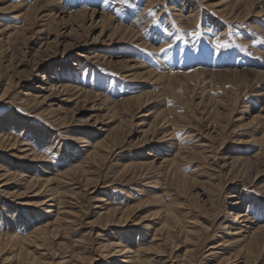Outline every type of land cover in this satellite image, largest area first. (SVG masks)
<instances>
[{"label": "rangeland", "instance_id": "1", "mask_svg": "<svg viewBox=\"0 0 264 264\" xmlns=\"http://www.w3.org/2000/svg\"><path fill=\"white\" fill-rule=\"evenodd\" d=\"M0 134V264H264V0H0Z\"/></svg>", "mask_w": 264, "mask_h": 264}, {"label": "bare ground", "instance_id": "2", "mask_svg": "<svg viewBox=\"0 0 264 264\" xmlns=\"http://www.w3.org/2000/svg\"><path fill=\"white\" fill-rule=\"evenodd\" d=\"M156 1V0H155ZM157 5V3H155V6ZM81 13V12H80ZM150 74V73H149ZM51 86H53V84H50ZM54 87H55V85H54ZM59 87V86H58ZM5 92V91H4ZM5 94V93H4ZM36 101V99L34 98V97H32V98H29V102H35ZM12 119H14V120H16V117H12ZM15 122H13L12 124H14ZM8 138V137H7ZM9 139V138H8ZM3 140H6L5 139V135H1L0 134V142H2ZM84 143H82L81 144V146H84V147H87L89 144H88V140H86L85 138H84V141H83ZM16 142H15V140H14V142H12L11 143V145H13V144H15ZM9 144V143H8ZM26 147V146H25ZM26 150V149H25ZM25 150H24V152H25ZM27 152V151H26ZM33 155H35V152H33ZM24 156H27V154H24ZM93 157H94V155H93ZM38 160H40V159H38ZM41 178H43V179H41L42 181H41V183H46V182H49V178H48V176H46L45 174L44 175H42L41 176ZM37 181L38 182H40L39 181V179H37ZM36 180H34V181H32V184H34L35 182H37ZM29 183H31V181H29ZM153 186V185H152ZM55 193H57V191L55 192ZM46 201H50L49 203L50 204H48V205H50V206H56V198H53V197H51V198H48V199H46ZM42 204V203H41ZM46 215H52L51 213H54L55 212V210H52V208H47L46 209ZM45 217V216H44ZM50 218H51V216H49ZM48 218V217H47ZM235 218H236V215H235ZM246 218H247V216H246ZM245 218V220H248V219H246ZM55 220H57L58 221V219L56 218ZM248 222V221H247ZM245 225V224H244ZM45 226V225H44ZM47 227H41V226H38L36 229H35V231H34V233L35 234H37V235H44V233L46 232V230H53L54 228H56V227H54V226H52V224H47L46 225ZM243 226V225H242ZM243 228V227H242ZM248 229V228H247ZM245 230V229H244ZM241 231V230H240ZM239 233V232H238ZM238 233H236V234H238ZM247 235V234H246ZM248 237H249V241H250V243H253L255 246H256V243H257V241L259 240V239H264V227L263 226H257V227H249V232H248ZM13 238H15L14 236H12L11 237V240L13 239ZM261 241V240H260ZM263 243V242H262ZM116 250H117V254H115V255H117V256H120V257H123L124 255H126V253H128L129 254V252L131 253V251H128V249L129 248H127V247H123V245H122V247H116L115 248ZM134 254H136L135 252L133 253V255L131 254V256H127V257H125L124 259V263L125 264H137V262H136V260H135V258H136V256H134Z\"/></svg>", "mask_w": 264, "mask_h": 264}, {"label": "snow or ice", "instance_id": "3", "mask_svg": "<svg viewBox=\"0 0 264 264\" xmlns=\"http://www.w3.org/2000/svg\"><path fill=\"white\" fill-rule=\"evenodd\" d=\"M191 35L193 36H198L199 33L198 32H192ZM177 39H179V37H177ZM216 46L217 48H222V47H227V43L226 42H221L219 40V38H217L216 40ZM168 47H171V45H168ZM165 49L161 48L160 51H164Z\"/></svg>", "mask_w": 264, "mask_h": 264}]
</instances>
